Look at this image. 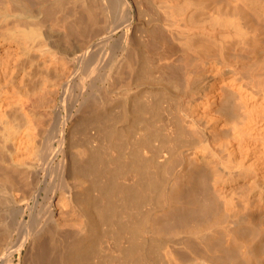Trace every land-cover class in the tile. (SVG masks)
Listing matches in <instances>:
<instances>
[{"label":"bare ground","instance_id":"obj_1","mask_svg":"<svg viewBox=\"0 0 264 264\" xmlns=\"http://www.w3.org/2000/svg\"><path fill=\"white\" fill-rule=\"evenodd\" d=\"M105 218L108 264H264V0H0V264Z\"/></svg>","mask_w":264,"mask_h":264},{"label":"rangeland","instance_id":"obj_2","mask_svg":"<svg viewBox=\"0 0 264 264\" xmlns=\"http://www.w3.org/2000/svg\"><path fill=\"white\" fill-rule=\"evenodd\" d=\"M73 87V88H72ZM71 88H70V91L68 92V93H70V94H68L67 93V95H66V97H65V100H64V103H66V105L68 104V105H71L70 103H72V102H70L71 101V99H73V97H74V95L75 94H77L78 92H79V88H77V86L76 87H74V86H72ZM74 89V90H73ZM78 90V91H77ZM74 92V93H73ZM70 99V100H69ZM68 100V101H67ZM70 102V103H69ZM157 106V105H156ZM155 106V107H156ZM154 107V108H155ZM157 109H158V111H157ZM157 111V112H156ZM154 112V113H153ZM158 112H161V111H159V105L154 109V110H152V115L153 114H155V115H153V116H151V117H149V120L150 121H153V120H155V119H157V117H155L156 116V114L158 113ZM154 118V119H153ZM89 119V118H88ZM153 119V120H152ZM79 122V121H78ZM154 122H156V120L154 121ZM80 123V122H79ZM78 123V124H79ZM87 124H83V125H81V124H79L80 126V128L85 132V133H87L88 134V140H89V137L91 136L90 134H91V132H92V125H91V123L90 122H86ZM85 125H86V127H85ZM85 127V128H84ZM89 128V129H88ZM91 131V132H90ZM85 143V142H84ZM86 146L88 145V148L90 149L92 146H91V143H87V144H85ZM109 219H107V218H105V220H104V222L103 221H100L99 220V232H98V234H99V236H96L95 237V239H96V241L92 244L91 243V245L93 246H91L90 245V247H89V256L87 255V259H88V262L90 263V262H93L94 260H95V257H96V255H94L93 253H96L97 255H99V256H101V258L102 259H104V261H106L105 262V264H108V260H109V257H110V254H109V244L110 243H112L113 241H114V236H112L111 235V226L109 225V221H108ZM107 221V222H106ZM106 227V228H105ZM100 229H101V231H100ZM104 229V230H103ZM106 229V230H105ZM103 231L105 232V233H103ZM104 234V235H103ZM101 235H103V237H101ZM100 237V238H99ZM97 238H99V239H97ZM99 241V242H98ZM97 242V243H96ZM99 243V244H98ZM95 244V245H94ZM96 244H97V246H96ZM98 245H99V247H98ZM99 249V250H98ZM91 250V251H90ZM94 250V251H93ZM96 250V251H95ZM98 250V251H97ZM101 251V252H100ZM99 254H98V253ZM101 254V255H100ZM91 256H92V258H91ZM90 259V260H89Z\"/></svg>","mask_w":264,"mask_h":264}]
</instances>
